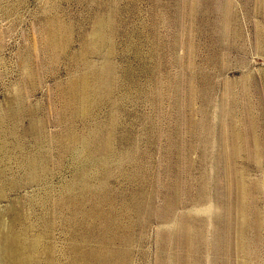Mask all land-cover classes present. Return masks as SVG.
<instances>
[{"label":"rangeland","instance_id":"obj_1","mask_svg":"<svg viewBox=\"0 0 264 264\" xmlns=\"http://www.w3.org/2000/svg\"><path fill=\"white\" fill-rule=\"evenodd\" d=\"M103 258L264 264V0H0V264Z\"/></svg>","mask_w":264,"mask_h":264},{"label":"bare ground","instance_id":"obj_2","mask_svg":"<svg viewBox=\"0 0 264 264\" xmlns=\"http://www.w3.org/2000/svg\"><path fill=\"white\" fill-rule=\"evenodd\" d=\"M248 115H249V114H248ZM250 118H251V117H250ZM254 125H255V124H254ZM250 128H251V127H250ZM251 129L253 130V127H252ZM235 133H236V132H235ZM237 133H238V132H237ZM235 135H236V134H235ZM237 135H238V134H237ZM237 135H236V136H237ZM241 135H242V134H241ZM242 136H243V135H242ZM235 138H237V137H235ZM238 138H240V137H238ZM241 138H242V137H241ZM256 139H257V138H256ZM234 143H235V142H234ZM236 145H237V144H236ZM236 145H235V146H236ZM255 145H256V144H255ZM257 145H258V143H257ZM258 147H259V146H258ZM258 147H257V148H258ZM234 148H235V147H234ZM257 148H256V149H257ZM236 149H237V148H236ZM236 149H235V151L238 150V149H237V150H236ZM239 149H242V148H239ZM233 150H234V149H233ZM258 151H260V150H258ZM237 152H238V151H237ZM235 153H236V152H235ZM239 153H241V152L239 151ZM259 153H260V152H259ZM236 154H237V153H236ZM237 155H238V154H237ZM235 175H236V174H235ZM238 184H239V183H238ZM243 194H245V192H244ZM203 197H204V196H203ZM241 200H242V199H241ZM245 200H246V199H245ZM245 200H243V201H245ZM240 204H241V203H240ZM240 204H239V205H240ZM242 206H243V205H242ZM242 206H241V207H242ZM244 206H245V208L247 207L246 205H244ZM242 209H243V208H241V210H242ZM245 212H246V211H245ZM245 212H244V213H245ZM249 212H250V211H249ZM244 213H243V215H244ZM243 215H242V216H243ZM247 216H248V215H247ZM178 220H179V219H178ZM244 221H246V220H244ZM242 222H243V221H242ZM246 223H247V222H246ZM145 224H146V223H145ZM210 224H211V223H210ZM242 224L244 225V223H242ZM185 226H186V225H185ZM240 226H241V225H240ZM180 227H181V226H180ZM242 227H244V226H242ZM242 227H241V228H242ZM173 228H174V227H173ZM175 228H176V227H175ZM245 228H246V227H245ZM242 231H243V230H242ZM104 232H106V231H104ZM243 233H244V231H243ZM240 239H241V238H240ZM5 240H6L7 242H9L10 244L8 243V244H7L8 246L6 245V248H5V251H6V252H4V255H7V257L9 258L8 260H12V261H16V262L18 261V262H19V259H20L19 256H18L19 249L16 247L17 245L15 244V242H14L13 240H7V239H5ZM110 240H111V239H110ZM110 242H111V241H110ZM110 242H109V243H110ZM113 242H114V240H113ZM218 242H219V240H218ZM110 245H112V244H110ZM196 245H197V244H196ZM194 246H195V245H194ZM96 249H97L96 251L98 252L99 247L96 248ZM99 250H100V249H99ZM105 250H108V249L105 248ZM89 251H90V250H89ZM91 251H92V250H91ZM97 252H96V253H97ZM192 252H193V251H192ZM93 253H94V251H93ZM98 253H99V252H98ZM103 253H104V252H103ZM108 253H110V252H108ZM106 254H107V253H105V255H106ZM110 254H112V253H110ZM113 254H114V253H113ZM113 254H112V255H113ZM87 255H88V257H89L91 254H90V255L87 254ZM93 255H94V254H93ZM88 257H87V258H88ZM89 258H90V257H89ZM89 258H88V259H89ZM104 258H105V257H104ZM104 258H103V260H104ZM113 258H114V257H113ZM180 258H181V257H180ZM93 259H94V258H93ZM93 259H91V260H93ZM101 259H102V257H101ZM173 259H174V258H173ZM89 260H90V259H89ZM91 260H90V261H91ZM109 260H110V259H109ZM112 260H113V259H112ZM115 260H117V259H115ZM118 260H119V259H118ZM90 261H89V262H90ZM104 261H105V260H104ZM110 261H111V260H110ZM110 261H109V263H110ZM119 261H120V260H119ZM186 261H187V260H186ZM95 262H96V258H95ZM95 262H94L93 264H95ZM97 262H98V261H97ZM102 262H103V261H102ZM107 262H108V261H107ZM111 262H112V261H111ZM114 262L116 263L117 261H114ZM104 263L106 264V261H105ZM117 263L119 264L120 262H117ZM20 264H21V260H20ZM87 264H89V263H87ZM91 264H92V263H91ZM98 264H99V263H98ZM110 264H111V263H110Z\"/></svg>","mask_w":264,"mask_h":264}]
</instances>
